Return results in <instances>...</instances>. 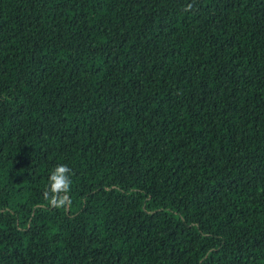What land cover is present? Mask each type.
<instances>
[{
    "label": "trees",
    "instance_id": "obj_1",
    "mask_svg": "<svg viewBox=\"0 0 264 264\" xmlns=\"http://www.w3.org/2000/svg\"><path fill=\"white\" fill-rule=\"evenodd\" d=\"M0 264H264V0H0Z\"/></svg>",
    "mask_w": 264,
    "mask_h": 264
},
{
    "label": "clouds",
    "instance_id": "obj_2",
    "mask_svg": "<svg viewBox=\"0 0 264 264\" xmlns=\"http://www.w3.org/2000/svg\"><path fill=\"white\" fill-rule=\"evenodd\" d=\"M71 188V172L66 164H57L49 170L45 199L54 206L63 205Z\"/></svg>",
    "mask_w": 264,
    "mask_h": 264
}]
</instances>
